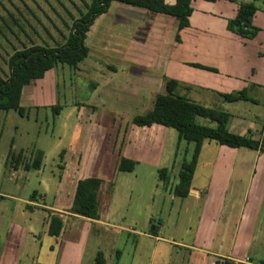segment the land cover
<instances>
[{
    "label": "rangeland",
    "instance_id": "374dc122",
    "mask_svg": "<svg viewBox=\"0 0 264 264\" xmlns=\"http://www.w3.org/2000/svg\"><path fill=\"white\" fill-rule=\"evenodd\" d=\"M220 1V4L216 2L217 7L224 6L228 11L235 1L254 2L258 7L254 26L264 29V0ZM89 2L0 0L2 76H9L8 60L16 49L33 44L55 46L62 43L73 19L86 11ZM112 3V10L102 18L97 17L88 32L86 42L93 51L91 58L77 70L61 63L50 70L46 75L50 84L35 91L32 104L27 105L28 114L21 116L14 110L0 111V223L3 226L0 227V264L62 263L61 251L57 250L55 254L50 251V245L56 244L60 238L48 234L49 209L66 208L63 203H72L78 172L85 176L93 173L104 179L99 199L102 223L99 225L83 217L64 218L65 225L73 226L65 236L71 243H77L73 261L90 264L96 259L97 250L105 253L110 264H115L121 254L120 264H215L217 256L211 253L225 254L216 241L210 247L200 236L201 215L207 206L202 186L207 180L219 178L215 171L211 172V163L207 166L206 160L225 159L219 153L221 147L230 149L231 153L226 157L234 160L240 157L238 153L253 155L254 152L246 147L234 149L207 139L200 158V172L192 180L188 194H175L182 162L191 158L194 142H179L178 131L171 127L155 126L160 128L156 131L152 127L136 126L129 133L134 127L133 117L151 108L155 94L166 91V78H171L164 75L162 83L151 80L153 90L149 94L146 92L142 96L137 92V78L152 73L150 67L158 57L160 37L152 35L151 38L149 34L146 42L142 37L137 39L144 45L134 42L135 27L129 34L131 37L126 35V28L113 27L115 17L120 15L116 13L117 4ZM208 4L211 5L210 2L196 0V12ZM159 23L162 30L163 24ZM125 25L119 22L117 26ZM257 35L258 32L252 39L238 38L239 41L240 38L245 40L241 42L238 54L241 65L236 63L242 67L241 75L245 79L264 78L261 63L253 54L263 46L264 30L260 36ZM127 53L132 54L128 57ZM230 72L226 70L224 75L230 76ZM111 77H114L116 92L106 95L96 92L95 87L103 85ZM202 85L200 82L182 84L177 92L204 103L203 94L212 87ZM257 98H260V103L228 101L221 96L210 99L207 104L236 115L242 114L247 119H258L264 125V91L258 93ZM198 120L205 123L203 118ZM249 132L264 141V131L259 135ZM123 143L125 145L121 149ZM84 147L101 149L98 150L96 168L80 163L79 156L84 155ZM21 148L25 151L20 154ZM39 150L44 153L41 168L26 169L25 164L31 163L33 154L34 159ZM63 150H66L68 158L75 153L77 164L72 165L70 158L64 161ZM123 155L137 161L133 171L117 168V160ZM64 165H67V170L62 177ZM81 167L87 169L82 172ZM164 167L169 168V172L163 178L160 169ZM234 169H237V164ZM203 170H207V174H200ZM237 174L233 172L229 181L226 180L229 187L243 184L237 180ZM68 175L74 179L72 182L69 179L67 182ZM63 182L68 186L65 187ZM193 186L199 189L198 196L191 194ZM35 191L38 192L36 199ZM152 224L159 227V235L154 233L156 228H152ZM249 250L264 261V246H253ZM220 262L222 264L226 260Z\"/></svg>",
    "mask_w": 264,
    "mask_h": 264
},
{
    "label": "crops",
    "instance_id": "0c3cea01",
    "mask_svg": "<svg viewBox=\"0 0 264 264\" xmlns=\"http://www.w3.org/2000/svg\"><path fill=\"white\" fill-rule=\"evenodd\" d=\"M166 1L173 3L175 0ZM195 1L196 0H193L192 2L194 10L190 16V25L180 31L179 34L181 39L179 41L176 40L178 22L174 17L149 11L143 7L114 1L117 4L116 13H118L120 17H115L116 23L113 25V27H115L116 25V29L126 28V35L129 37H131L129 34L133 33L132 29L133 27H135L134 29L136 30V33H134L132 36H135L136 40L133 41H137L138 43L143 45L145 43L140 41L141 37L142 41L145 42L149 39V34H151V38L152 35L160 37L158 57L155 59L153 66L150 67V71H152V73L151 75H149V73L143 76L140 75V77L137 78V92L142 96L146 92L149 94L153 90L151 80L161 82V80H163V76L168 75L171 78L177 79L179 82H181V84L189 85L190 83L196 84L200 82V84H203L202 86L209 85L210 87H212L210 91L203 94L205 99V102L203 104H205L206 106H208L207 102L209 103L210 99L212 100L215 97H221L225 93H230L236 90H244L246 96L249 98L247 100L243 99L245 102L251 100L253 101V103L254 101L260 103L261 100L260 98H257V96L258 93L264 91V78L254 80L248 77L249 80L247 83L248 78L245 79V77H242V67L238 66L240 64L238 60V54L242 46L241 42H244L245 40L240 38L239 41V35L229 31L227 28L228 20L230 18H233L237 14L239 3L242 2L235 1V3H231L232 7L228 11L224 10V6L217 7L216 2L220 4V0H204L210 2L211 5H205L198 12H196V9L194 7ZM113 5L114 3L110 5L108 11L105 14L99 16L98 18H102L103 16L108 14L110 10H112ZM257 12L255 14L254 21L257 18ZM119 22L125 23V27L117 26ZM159 22L163 24L162 30L159 27ZM91 30L92 27L90 31ZM261 30L264 29L261 28L257 36H260ZM160 33L161 35H159ZM138 38L140 40H137ZM261 44L263 46H261L259 50L253 52V54L256 57L255 60L261 63L260 69L264 71V40L261 42ZM92 52V48H90V52L85 60L89 59L90 56H93ZM128 52L130 51L128 50ZM127 54L129 57V55H131L132 53ZM83 62L79 63L77 67H73L69 64L66 65L71 67V69L77 70L79 69V67H81ZM236 63L238 65H236ZM196 64H202L207 67L213 68L214 70L201 68L199 66H196ZM252 69L251 71L253 72ZM226 70L231 71L230 76L224 75ZM49 71L46 72L43 78L36 79L30 84H27L23 87L21 105L25 107V114H28L27 107L29 106L27 105L32 104V98L34 97L35 91L42 90L46 85L48 86L50 84L47 81L48 76L46 78V75ZM54 78L56 77L54 76ZM42 79L46 81L43 82ZM113 81L114 77H111L103 85H97L95 87V89H97L96 92L99 91V93L103 95H106L108 93L112 94L113 92L115 93L116 90L115 87H113ZM243 85L244 88H241ZM130 89L134 88L130 87ZM230 113L231 119L228 126L229 130H231L232 132L244 135L250 134L249 131H251L254 135H259L260 131H264V125L258 119H256L257 121H255L250 118L247 119V117L245 116L242 117V114L236 115L235 113ZM133 125V129L131 128L129 133H131L136 128V126L147 127L138 126L136 124ZM155 126L165 127L159 124H155L150 127L158 131V129L160 128H155ZM158 134L159 133H157L156 135ZM206 141L207 139L204 142ZM124 145L125 143H123L122 146L119 147L122 149ZM11 148H13V145L11 146ZM84 149V155L79 156L80 163L82 165L85 164V166L89 165L96 168V166H98V157L100 153V151L98 150L100 148L98 147L97 150L94 148L86 149L84 147ZM203 149L204 143L198 160L197 168L193 175V181L197 177V173L200 172V158L202 156ZM23 151H25L24 148H21L19 150V152L21 153H23ZM251 151L254 152V156L251 153L241 152L238 153L240 154V157H238L237 160H234L235 158L226 157L230 155V149L226 150L222 149L221 147V152L219 153H222V156L225 159L220 158L219 160H206L207 166L209 163H211V172L215 171V173L219 175V178L215 177L214 179L209 181L206 178V184L202 186L205 191L204 193L207 206L204 210V213H202L201 215L202 226L200 227L199 231L200 236L205 240L208 246L211 247L213 241H216L218 248L222 247L224 249L225 254H220V252L217 251L211 253L214 256H217L215 264H221L220 261L224 259L226 260V262H222V264H264L263 260L255 257L253 253L249 252V249H251L253 246H264V153L260 150L251 149ZM74 156L75 153L70 154L69 157L72 165L77 164ZM123 156L135 160L132 157L126 155ZM33 157L34 154L31 161L35 160L36 158L41 159L40 166L37 169L41 168L43 164L44 153L39 150L36 152V157L34 159ZM69 158L65 150L62 159L64 161L66 159L67 161ZM120 158H118L116 166H118ZM233 162H236L237 169H234L236 164H234ZM86 169V167H81L82 172H84V170ZM64 170H67V165H64L63 167V173H61L62 177H65ZM91 170L94 171L95 169ZM235 171L238 173L237 180L243 184L241 186H239V184H232L231 187H229V184H227L226 180L229 181L231 174ZM96 173L97 170L95 171V174ZM203 173L207 174V170L201 171L200 174ZM240 174H242V176H240ZM244 174L247 175V179L245 178ZM77 175L79 177H77V185L73 189L74 198L72 203H63V206L65 205L64 207L66 208L62 207V209H49V235L50 219L53 214H58L64 222L62 231L60 235L57 236V238L60 239H57L56 244L50 245V251L52 253L55 254L57 250L61 251V264H79L78 261H73V253L76 252L74 247L75 245H77V243H71L69 241V237L67 238L65 236L66 232L68 230L70 231L73 226L71 225L69 227L65 225L64 218L66 216L79 218L83 217L86 219L94 220L98 224L102 223L100 221L102 219L101 214L99 219H93L82 214H78L74 210L75 197L80 180L90 176H100L94 175L93 173L86 176L82 173L79 175V172L77 173ZM208 178H210V176H208ZM68 179L71 182L74 180L69 175L67 176V182H69ZM63 185L65 187L68 186L65 182H63ZM190 192L194 196L199 195V189L194 186L191 187ZM75 226L76 225H74V228ZM0 227H3L2 223H0ZM153 231H155L154 233L159 235V227H156V229H154ZM100 236H102V234ZM99 251L100 250H97L95 255H97ZM104 256L106 258L107 264H110L105 253ZM121 256L122 254L117 258L115 264L121 263ZM217 261L219 263H217ZM94 262L95 259L91 260L90 264H94Z\"/></svg>",
    "mask_w": 264,
    "mask_h": 264
},
{
    "label": "trees",
    "instance_id": "16d2710c",
    "mask_svg": "<svg viewBox=\"0 0 264 264\" xmlns=\"http://www.w3.org/2000/svg\"><path fill=\"white\" fill-rule=\"evenodd\" d=\"M114 1L174 17L178 22L177 41L181 39L180 31L190 25V16L194 10L193 0H175L173 3L166 0H90L86 11H82L79 17L73 19L69 33L62 43L55 46L42 44L24 46L22 49H16L9 57V76L3 77L0 72V111L14 110L24 116L25 107L21 105V96L25 85L43 78L47 71L59 63L77 67L83 62L90 52L86 39L91 26L97 17L108 11ZM257 10L258 7L254 2L239 3L237 14L228 20V30L241 37L254 38L260 30L253 23ZM196 66L214 70L202 64H196ZM181 85L177 79L166 78V91L156 93L151 108L144 113L136 114L133 117V123L138 126L150 127L159 124L175 128L179 133V142L182 140L194 142L191 158L183 160L179 182L175 186V194L184 196L189 192L206 139H213L233 148L246 147L260 150L263 153L264 141L250 134L242 135L229 130L230 112L222 108L208 107L180 94L177 89ZM223 97L228 101L249 99L244 90L225 93ZM199 117L203 118L205 123L200 122ZM64 152L65 150L62 151V157ZM40 162L41 159L36 158L31 163H26L25 168H38ZM136 164L135 160L121 156L117 167L119 170L130 172L135 169ZM168 172L167 167L160 169L163 178L168 176ZM102 184L103 179L97 176L80 180L75 197L74 210L76 213L93 219L100 218L99 193ZM36 195L37 191L34 192L35 198ZM63 223V219L58 214H53L50 219V235H60ZM151 227L156 228L157 226L152 224ZM94 264H107L102 251L97 253Z\"/></svg>",
    "mask_w": 264,
    "mask_h": 264
}]
</instances>
